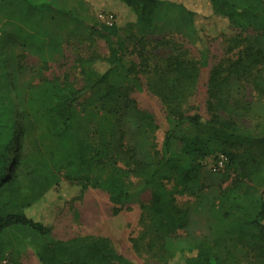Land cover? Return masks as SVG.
<instances>
[{"label":"trees","instance_id":"1","mask_svg":"<svg viewBox=\"0 0 264 264\" xmlns=\"http://www.w3.org/2000/svg\"><path fill=\"white\" fill-rule=\"evenodd\" d=\"M24 1L33 8L48 2ZM122 1L137 15L125 28L85 24L61 5L57 13L72 28L37 41L42 50H70L73 59L62 74L27 85L18 132L0 141V264L8 250L1 238L11 230L40 238L42 264H135L106 236L55 239L51 227L25 212L56 185L70 202L99 187L119 205L134 179L151 189L142 227L131 237L136 250L165 262L180 253L185 264H264V0H193L204 6L202 14L238 31L223 35L229 57L210 69L208 116L194 104L202 68L210 64L208 48L200 47L198 11L189 0ZM100 40L106 54L98 51ZM97 59L109 63L101 73L90 66ZM26 69L19 61V73ZM234 83L245 88L243 96ZM144 87L169 124L161 147L155 114L132 95ZM185 125L192 131L174 150L175 130ZM219 153L232 170V188L211 205L213 222L198 234L178 195L199 183L203 159Z\"/></svg>","mask_w":264,"mask_h":264},{"label":"rangeland","instance_id":"2","mask_svg":"<svg viewBox=\"0 0 264 264\" xmlns=\"http://www.w3.org/2000/svg\"><path fill=\"white\" fill-rule=\"evenodd\" d=\"M47 1L33 8L24 0H0V141L14 138L18 132L17 112L24 105L27 85L37 84L44 77L62 74L72 63L70 50L65 54L52 52L48 48L42 50L37 42L48 33L66 35L72 28L67 17L57 13L59 6L75 9L81 20L88 25L105 23L104 17L108 14L114 16L113 23L121 28L137 20L136 13L122 0H56L53 4L52 0ZM189 4L200 14L197 18L201 27L200 47L208 48L210 55V64L202 68L194 98L196 110L208 116L207 82L210 69L214 63L229 57L223 35H232L238 31L221 20L202 14L198 9H205L204 6H195L193 0H189ZM189 47L193 53L198 50L191 43ZM98 51L102 54L108 52L103 40H100ZM19 61L27 65L22 73L18 71ZM90 66L101 73L109 67V63L97 59ZM233 91L243 96L245 88L240 83H234ZM132 95L141 108L155 114L159 125L157 142L161 147L165 133L169 130L162 104L145 87L135 90ZM36 125L39 128L40 124ZM191 131L189 125L175 130L172 139L174 150H181L182 139ZM30 132L36 139L37 128H32ZM219 154L203 159L199 183L189 185L183 194L178 195L180 203L189 208L192 230L198 234L206 233L213 222L211 205L214 202L218 204L219 197L226 194L225 190L232 188V170L227 162L218 171L213 168ZM70 199L66 189L56 185L26 208L25 212L28 217L51 227V236L55 239L102 235L110 238L113 246L135 264H185L180 253H175L165 262L149 256L144 248L139 251L134 248L131 237L139 233L143 208L151 200V189L143 180H133L127 197L119 205H115L108 192L99 187H89L78 200L70 202ZM1 239L8 246L7 257L1 264H42L37 256L40 245L38 236L24 238L11 230Z\"/></svg>","mask_w":264,"mask_h":264},{"label":"built area","instance_id":"3","mask_svg":"<svg viewBox=\"0 0 264 264\" xmlns=\"http://www.w3.org/2000/svg\"><path fill=\"white\" fill-rule=\"evenodd\" d=\"M113 18H114V16L112 14L106 15L104 17L105 23L113 24V21H112ZM226 162H227L226 156L224 154L220 153L218 155L216 162L213 165L214 170L218 171V170L222 169L225 166Z\"/></svg>","mask_w":264,"mask_h":264}]
</instances>
